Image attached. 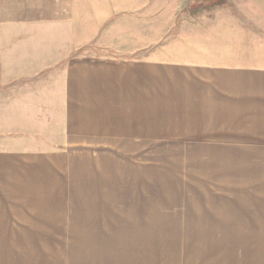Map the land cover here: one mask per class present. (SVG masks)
<instances>
[{
	"label": "crops",
	"instance_id": "crops-1",
	"mask_svg": "<svg viewBox=\"0 0 264 264\" xmlns=\"http://www.w3.org/2000/svg\"><path fill=\"white\" fill-rule=\"evenodd\" d=\"M1 30L0 18V193L25 196L33 238H68L77 222L72 215L82 212L69 203L72 177L86 172L77 165L82 157L96 162L90 172L98 171V159L145 158L167 147L202 152L183 157L248 159L251 190L264 199V38L191 42L179 59L163 61L159 55L76 57L71 45L56 56L7 51ZM104 164L111 177L119 175ZM6 205L16 206L0 203V222H17L1 220L14 213ZM17 251L4 254L3 263L67 264L66 250H38L36 258L34 250ZM201 251L194 264L225 262L213 258L220 250ZM241 254L264 262V250L258 257L254 250ZM104 264L119 263L108 257Z\"/></svg>",
	"mask_w": 264,
	"mask_h": 264
},
{
	"label": "rangeland",
	"instance_id": "rangeland-1",
	"mask_svg": "<svg viewBox=\"0 0 264 264\" xmlns=\"http://www.w3.org/2000/svg\"><path fill=\"white\" fill-rule=\"evenodd\" d=\"M0 18L3 50L55 56L71 45L76 57L159 55L167 61L179 59L178 51L191 42L264 38V0H0ZM201 153L167 147L145 158L98 159L95 172L87 170L96 162L82 157L77 165L86 172L72 177L77 180L69 201L82 212L72 215L77 222L65 239L33 238L25 196L6 199L0 193L1 204H16L6 205L14 213L1 220H17L0 222V264L9 250H34V258L38 250H66L67 264H104L108 257L119 264H188L187 258L194 264L201 250H226L213 256L222 264L251 258L240 250L258 257L264 250V199L251 190L256 184L249 160L181 156ZM105 161L119 175L111 177ZM106 204L109 213L101 210ZM246 264L264 262L260 257Z\"/></svg>",
	"mask_w": 264,
	"mask_h": 264
}]
</instances>
